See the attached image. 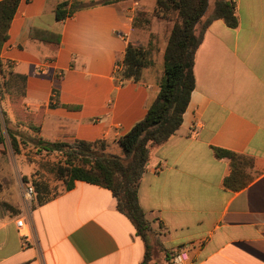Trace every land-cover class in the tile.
<instances>
[{
    "label": "crops",
    "instance_id": "obj_1",
    "mask_svg": "<svg viewBox=\"0 0 264 264\" xmlns=\"http://www.w3.org/2000/svg\"><path fill=\"white\" fill-rule=\"evenodd\" d=\"M232 1L237 27L222 20L207 27L182 124L150 149L138 187L151 243L170 256L167 264L177 251L187 255L185 264H264V0ZM59 2L20 1L0 52V81L20 93L38 137L102 141L108 153L120 155L117 141L156 99L165 44L155 48L140 82L120 83L114 74L128 44H148L133 24L156 0L95 6L57 22ZM31 29L58 33V47L31 39ZM213 148L252 159L253 180L246 188L224 189L230 164L217 159ZM17 219L0 214V264L144 259L145 245L133 224L117 210L111 192L96 185L77 181L64 188L25 216V228H17Z\"/></svg>",
    "mask_w": 264,
    "mask_h": 264
},
{
    "label": "trees",
    "instance_id": "obj_2",
    "mask_svg": "<svg viewBox=\"0 0 264 264\" xmlns=\"http://www.w3.org/2000/svg\"><path fill=\"white\" fill-rule=\"evenodd\" d=\"M20 1H0V52L8 40V29ZM122 1L126 0H91L88 3L82 0H60L55 8V20L62 22L78 11ZM156 5L163 14L176 16L166 34L163 75L158 82L156 99L148 107L145 117L117 141L120 155L108 153L102 141H76L72 144L50 142L37 136L39 128L33 122L24 126L34 134L29 140L37 151L59 153L62 156L63 166L57 169V176L63 180L66 190L79 181L111 192L117 210L131 221L136 235L144 242L145 255L141 264H151L153 248L155 244L159 245L151 243L153 230L138 203V187L149 160L150 149L168 141L182 124L183 114L194 90L195 54L207 27L215 20H222L231 29L238 25L232 0H214L212 13L206 18L209 0H156ZM141 16L145 15L140 12L135 17V28ZM29 37L55 47L60 43V35L54 32L31 29ZM154 51L151 42L147 47L128 44L114 79L120 83L140 82L143 71L153 65ZM7 134L13 151L17 153L19 145L16 133L7 129ZM19 134L23 139V134ZM3 142L4 138L0 135V144ZM212 150L217 159H227L230 164L231 172L223 180L224 189L238 192L246 188L253 180L252 159L218 148Z\"/></svg>",
    "mask_w": 264,
    "mask_h": 264
},
{
    "label": "rangeland",
    "instance_id": "obj_3",
    "mask_svg": "<svg viewBox=\"0 0 264 264\" xmlns=\"http://www.w3.org/2000/svg\"><path fill=\"white\" fill-rule=\"evenodd\" d=\"M82 1L88 3L91 0ZM213 4L214 0H209L205 18L211 14ZM141 13L145 16L138 18L136 36L144 42H151L154 49L163 47L168 27L176 20L175 14H163L157 5L150 12ZM144 47H147L146 43ZM28 111L22 104L20 93L11 87H3L0 81V135L4 138V142L0 144V214L8 213L18 219H25L27 214L57 196L65 188L63 180L57 176V169L63 166L62 156L59 153L37 151L29 140L33 133L23 126L34 120ZM7 129L16 133L19 145L17 153L13 151ZM20 131L27 133H22L23 139L19 137ZM30 186L35 192L33 200L27 192ZM18 214L21 217H18ZM152 258L153 264H167L170 256L166 254L165 257L163 251L155 244Z\"/></svg>",
    "mask_w": 264,
    "mask_h": 264
},
{
    "label": "built area",
    "instance_id": "obj_4",
    "mask_svg": "<svg viewBox=\"0 0 264 264\" xmlns=\"http://www.w3.org/2000/svg\"><path fill=\"white\" fill-rule=\"evenodd\" d=\"M27 192L30 199L33 200L35 196L34 189L30 186L27 188ZM16 226L17 228H25V220L23 218H19L16 220ZM186 261L187 255L183 251H177L171 256V264H185Z\"/></svg>",
    "mask_w": 264,
    "mask_h": 264
}]
</instances>
